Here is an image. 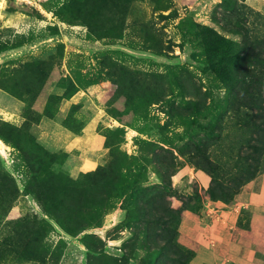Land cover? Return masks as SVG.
I'll return each instance as SVG.
<instances>
[{"label":"rangeland","instance_id":"1","mask_svg":"<svg viewBox=\"0 0 264 264\" xmlns=\"http://www.w3.org/2000/svg\"><path fill=\"white\" fill-rule=\"evenodd\" d=\"M220 1L0 0V264H188L264 159Z\"/></svg>","mask_w":264,"mask_h":264},{"label":"crops","instance_id":"2","mask_svg":"<svg viewBox=\"0 0 264 264\" xmlns=\"http://www.w3.org/2000/svg\"><path fill=\"white\" fill-rule=\"evenodd\" d=\"M180 233L194 251L188 264H264V176L247 182L230 209L187 213Z\"/></svg>","mask_w":264,"mask_h":264},{"label":"trees","instance_id":"3","mask_svg":"<svg viewBox=\"0 0 264 264\" xmlns=\"http://www.w3.org/2000/svg\"><path fill=\"white\" fill-rule=\"evenodd\" d=\"M218 8L220 10L217 11V14L223 17L229 25L227 30L231 34L241 36V40L234 41L235 39L233 38L221 36L217 31H213V37L216 38L218 45L223 46L226 44L237 48L238 56L236 57L239 58L238 63L240 64L238 69L240 73L241 70H243V77H240L235 72L236 75L232 78L233 84L244 85V93L248 96L247 103L250 105V108H254L257 101H259L261 106L264 104V32L259 33L258 31H255L258 29L250 23V12L246 9L245 5L238 0H221L218 4ZM262 107L264 108V106ZM75 133H78V130L75 131ZM259 165L245 178V184L256 177L258 172L264 171V159ZM114 166L118 167L119 165L117 164ZM126 175L127 174L124 172H120V177L122 179L120 181L121 183L125 182L124 177ZM126 183V189L131 192L130 194H134L139 188L136 180L132 185L129 184L128 181ZM242 187L239 191H236L237 194L241 191ZM124 194L125 190H119L118 194H115L114 197L120 199ZM83 229L85 228H80V230ZM193 255L194 251L192 250L190 259Z\"/></svg>","mask_w":264,"mask_h":264},{"label":"bare ground","instance_id":"4","mask_svg":"<svg viewBox=\"0 0 264 264\" xmlns=\"http://www.w3.org/2000/svg\"><path fill=\"white\" fill-rule=\"evenodd\" d=\"M1 4V3H0ZM10 149V146L6 144L1 138H0V152L7 151Z\"/></svg>","mask_w":264,"mask_h":264}]
</instances>
